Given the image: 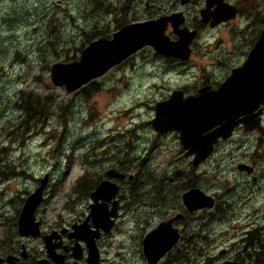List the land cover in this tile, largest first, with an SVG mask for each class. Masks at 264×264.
Wrapping results in <instances>:
<instances>
[{"label":"rangeland","instance_id":"374dc122","mask_svg":"<svg viewBox=\"0 0 264 264\" xmlns=\"http://www.w3.org/2000/svg\"><path fill=\"white\" fill-rule=\"evenodd\" d=\"M187 1L0 0V255L22 246L42 253L48 231L89 213L88 192L109 168L134 178L121 181L123 206L104 242L106 264H147L144 236L187 212L182 195L191 187L213 195L216 206L175 222L183 238L159 264H243L246 232L264 237V149L237 145L230 154L232 147L221 145L194 169L177 139L151 123L156 102L186 84L187 69L145 48L73 93L51 79L53 64L79 59L92 41L111 38L126 24L181 11L193 22L201 3ZM28 97L40 99L39 118L25 114L21 103ZM246 150L255 154L256 173L237 168L250 159ZM47 175L36 211L42 234L22 237L18 217L25 199Z\"/></svg>","mask_w":264,"mask_h":264},{"label":"water","instance_id":"95a60500","mask_svg":"<svg viewBox=\"0 0 264 264\" xmlns=\"http://www.w3.org/2000/svg\"><path fill=\"white\" fill-rule=\"evenodd\" d=\"M168 22H172L175 32L181 36L180 40L172 41L166 34ZM183 22L182 14L175 13L126 25L114 34L113 39L102 38L92 42L83 50L79 60L53 64L50 69L53 84L66 86L68 92L75 91L104 75L109 69L147 45L162 55L187 59L194 33L180 31L178 27ZM181 95V91H175L169 100L158 103L152 124L160 133L169 130L180 131L182 144L188 149V154H196L194 164L197 165L210 155L219 137L229 136L234 127L244 121L238 117L253 111L264 102V33L245 64L234 69L219 90L211 93L203 90L202 96L183 98ZM215 126L218 127L208 132ZM239 167L242 169L245 166ZM108 174L112 177L124 176L115 169L109 170ZM48 181L47 175L42 179L41 185L26 199L18 220V232L22 236L41 234V221L36 219V210L44 200ZM118 191L119 186L116 183L104 180L92 193L94 203L90 206L89 217L93 219L97 232L100 228L110 230L113 224L112 217L117 213L118 201L113 199ZM105 201L113 203L111 210H107ZM183 203L194 212L214 207L215 199L199 188H192L183 194ZM183 217V214H178L163 221L145 236L143 250L148 264H158L179 241L181 234L179 229L173 226V222ZM87 226L85 221L82 225L75 226V230L85 236L88 233ZM57 236L58 231L45 236L46 247L52 256L56 255L57 244L53 243V239ZM88 241L91 249L90 264H99L97 247L94 241ZM18 260L14 255H8L6 258L0 256V263L19 264ZM228 263L237 264V261Z\"/></svg>","mask_w":264,"mask_h":264},{"label":"flooded vegetation","instance_id":"af4514ba","mask_svg":"<svg viewBox=\"0 0 264 264\" xmlns=\"http://www.w3.org/2000/svg\"><path fill=\"white\" fill-rule=\"evenodd\" d=\"M187 2L192 3L193 0H188ZM200 3L199 15L197 14L193 22L189 21L188 16L183 12L186 22L180 26V28L187 27L190 29V34L194 33V38L189 45V57L187 59L174 58L163 56L156 52V55L159 57L171 59L173 62L179 64V67L187 69H183L187 73L186 84L179 85L171 93L172 95L175 90L181 91V97L183 96V98L202 96L200 93L203 90L206 93L218 90L232 74L233 69L241 66L246 61L253 47L262 38L264 33V0H200ZM167 32L170 34L172 40L180 38V36L174 35L170 24ZM145 48L152 49L149 46ZM196 57L200 59L207 58L208 62L203 64ZM193 65L199 67L197 72L193 71ZM191 78L194 80L192 83H190ZM171 95L156 102L155 115L158 103L168 100ZM238 119H244V121L236 125L229 136L220 137L214 146L212 154L202 165L212 159L221 145L226 146L228 150L232 147L230 154H232L233 148L237 145L239 146L238 149L250 148L254 145L256 149L255 153L264 149V102L260 103L253 111L242 114ZM139 127L144 129L143 125ZM215 128H211L208 132L213 131ZM158 133L164 134L163 136L168 138H176L180 150L185 153L187 158L194 160L196 155L188 154V149H184L180 131L173 130L166 133ZM227 152L226 150L225 153L227 154ZM247 153L248 151L246 150L245 154ZM248 156L250 159L242 160L238 164L244 163L249 165V169H252L253 173H256L258 167L254 161L255 154H247ZM192 165L194 169L200 166L194 165L193 161ZM117 171L123 173L124 177L113 178L119 185L118 194L113 199L118 201V206L113 225L109 232L105 230H98L97 232L92 218L88 219L87 235L84 236L76 232L74 226L82 224L87 219L88 213L85 218L79 217L74 219L67 226L62 225L52 229L59 231L58 236L53 239V243L57 244L55 256L50 255L47 248L42 253H36L31 250L26 251L24 246H22V249H14L2 256L15 255L19 259V264H40V262H43L42 264H90L91 249L88 240H91L97 246L100 264H106V258H104L105 252L103 253L104 242L108 239L110 233H112V229L115 228L123 206L121 181L123 182L127 178L133 180L134 178V174L127 176L123 169H118ZM110 178L107 174V178H102L100 181ZM92 191L93 189L91 192H88L90 194L89 206L94 202L91 197ZM99 202L102 203V200ZM104 203L107 204V210H111L113 203L107 201ZM96 233H98V236L95 235Z\"/></svg>","mask_w":264,"mask_h":264},{"label":"trees","instance_id":"16d2710c","mask_svg":"<svg viewBox=\"0 0 264 264\" xmlns=\"http://www.w3.org/2000/svg\"><path fill=\"white\" fill-rule=\"evenodd\" d=\"M23 99L24 102L21 103V105L25 114L27 113L29 117L31 116L36 117L37 116L36 114H39L41 112V109L43 108L40 99L38 98L34 99L30 97ZM25 118H27L26 115L24 116V119ZM25 124H29V123L26 122ZM186 238L187 236L185 235L184 239ZM245 243L246 246L243 250L245 256L243 255L244 257L242 258L243 264H252V263L264 264V237H261V235L258 233L257 230H252L247 233V239H245ZM174 263L184 264L187 262L179 259ZM174 263L170 262L169 264H174Z\"/></svg>","mask_w":264,"mask_h":264}]
</instances>
